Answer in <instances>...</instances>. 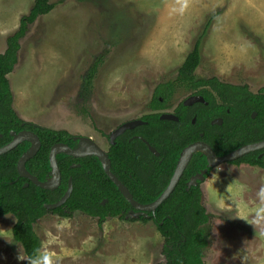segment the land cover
Wrapping results in <instances>:
<instances>
[{"label": "rangeland", "instance_id": "1", "mask_svg": "<svg viewBox=\"0 0 264 264\" xmlns=\"http://www.w3.org/2000/svg\"><path fill=\"white\" fill-rule=\"evenodd\" d=\"M49 2L53 8L27 26L6 75L12 108L23 120L90 137L106 149L108 133L143 115L153 88L176 75L205 25L195 78L264 88V0ZM32 3L0 0V52ZM97 58L87 89L83 75ZM190 93L177 87L173 103ZM200 190L208 215L201 227L204 264H264V169L224 162L210 167ZM14 221L10 213L0 217V264H27L11 235ZM33 229L41 244L36 264L164 261L152 220L109 217L99 225L79 211L47 213Z\"/></svg>", "mask_w": 264, "mask_h": 264}, {"label": "trees", "instance_id": "2", "mask_svg": "<svg viewBox=\"0 0 264 264\" xmlns=\"http://www.w3.org/2000/svg\"><path fill=\"white\" fill-rule=\"evenodd\" d=\"M52 8L49 0H33L28 13L20 17L17 29L5 39L4 51L0 52V147L11 140V131L18 133L29 130L35 133L40 147L26 161L24 169L40 181L50 177V147L54 143H64L74 149L79 147V141L77 135L65 129L40 126L20 118L12 108V94L6 75L17 61L19 40L27 26ZM205 29L206 25L177 68L176 75L153 88L149 106L157 110L165 109L166 100L177 87L189 88L191 93L201 95L207 103H197L193 111L185 116L179 114V109L187 110L189 107L179 103L174 112L177 121L160 119L161 111L142 117L147 123L135 127L133 132L153 145L159 152L158 157L153 156L138 139L126 143L122 142L120 136L109 146L110 170L139 203L148 204L158 197L187 144L202 140L210 145L216 155H223L241 145L264 140V88L252 92L246 84L221 82L216 76L195 78L194 71L200 62V41ZM99 58L83 75L87 89L94 78ZM216 97L219 102H216ZM252 112L255 113L254 118L251 117ZM192 115L196 117L194 123H191ZM216 117L222 118L221 125L210 123ZM134 142L138 148L132 146ZM29 146L28 141H23L0 155V217L10 213L15 218L11 235L21 245L27 264L36 259L41 245L33 224L47 213L71 217L79 211L96 217L99 225L109 217L132 219L129 215L132 209L130 204L105 175L96 157L56 153L60 181L56 188L48 190L32 184L16 170L17 160ZM74 163L79 166L72 167ZM230 163L264 169V148L249 152ZM203 168H207L206 157L194 153L170 195L153 213L136 217L143 222L152 220L163 239L161 252L164 261L154 264H204L203 250L208 241L201 227L207 223L208 215L201 204L200 187L186 188L189 176ZM207 169L206 176L210 171ZM69 177L72 190L67 200L54 209L45 208L44 204L54 203L62 196Z\"/></svg>", "mask_w": 264, "mask_h": 264}, {"label": "water", "instance_id": "3", "mask_svg": "<svg viewBox=\"0 0 264 264\" xmlns=\"http://www.w3.org/2000/svg\"><path fill=\"white\" fill-rule=\"evenodd\" d=\"M196 101L203 102L204 99L200 95H190L184 99L183 104L190 105ZM159 118L174 120V121L177 120V117L170 112L161 113L159 115ZM221 121H222L221 118H216L215 120L212 121V124H219ZM140 123H142L141 120H131L120 124L110 132L109 134L110 141L113 142V139L116 136H118L127 129L133 128L134 126ZM10 135L12 136L11 140L0 147V155L13 149L17 144L23 141H28L30 143V146L28 150L24 152L17 160L16 170L20 176L27 178L32 184L41 187L43 189L52 190L56 188L59 184L60 171L56 161V153L62 152L74 157H81L86 155L95 156L99 160L105 175L116 186L122 197L130 204L132 209L129 210V215L131 218L138 217L140 215L147 216V212H152V213L154 212L156 207L159 204H161L173 191L181 174L183 173V170L185 169L187 163L189 162L192 154L195 152H199L198 148H203L204 150V153L202 152L199 153L203 154L206 157L207 168L219 165L224 162L234 161L249 152L264 148V140H260V141L241 145L223 155H216L212 150V148L210 147V145H208L203 141H194L192 143H189L182 149L177 164L175 166V169L167 185L162 190V192L153 202L148 204H142L133 198L128 188L113 174V172L110 170V162L106 152L101 147H99L90 137L76 136V138L79 141V147L74 149L70 148L68 145L64 143H54L50 147L48 154L49 164L51 167V172H50L51 177H49L45 181H40L34 175L30 174L24 169L26 161L29 160L40 147V141L38 137L36 136L35 133L29 130H21L18 133L11 131ZM142 141L146 143L151 153H153L155 156L159 155L158 151L153 146L148 144L146 140L142 139ZM71 166L75 167V166H79V164H72ZM207 168H204L199 173H196L195 175L191 176L186 183L187 187L196 186L199 183H202L205 179V173L207 171ZM53 177H54V181L50 182V179ZM71 190H72V182H71V177H69L67 188L65 192L62 194V196L54 203L44 204V207L47 209H54L62 205L69 197Z\"/></svg>", "mask_w": 264, "mask_h": 264}, {"label": "flooded vegetation", "instance_id": "4", "mask_svg": "<svg viewBox=\"0 0 264 264\" xmlns=\"http://www.w3.org/2000/svg\"><path fill=\"white\" fill-rule=\"evenodd\" d=\"M173 94H174V92H173ZM173 94L170 96V98L168 99V100H166V102H165V105H166V108L165 109H162V110H157V109H152L150 106H149V102H150V98H151V95H152V92H151V95H150V98H149V100H148V102H147V104H146V109H145V112H144V114L143 115H141V116H139L138 118H134V119H131V120H141L142 121V123H140V124H138V125H136V126H134L133 128H131V129H127V130H125L124 132H122L121 134H119L118 136H116L114 139H113V142H111L110 141V138H109V134H110V132L108 133V135H107V147H106V149H103L105 152H106V154H107V156H108V150H109V146L112 144H114L115 143V139L117 138V137H120L121 136V139H122V142H126V143H129V142H132V141H134L135 139H138V140H140V141H142V139H144L142 136H140L139 134H137V133H134L133 132V130H134V128L135 127H137V126H139V125H144V124H146L147 123V121H145V120H142V117L143 116H146V115H148V114H152V113H155V112H160L161 111V113H164V112H170V113H172V114H174V112H175V109L179 106V103H182L183 104V101H184V99L183 100H181V101H178V102H176V103H173ZM190 95H199V94H195V93H190L189 94V96ZM201 96V95H200ZM188 97V96H187ZM186 97V98H187ZM215 100H218V101H216V102H219V99L216 97L215 98ZM197 103H202V104H206L207 102L204 100L203 102L202 101H196V102H194V103H192V104H190V105H184V106H186V107H189V108H187V110H185L184 108H182V109H179V114L180 115H187L188 113H191L192 111H193V107L197 104ZM169 107H172V110L171 111H169L168 109H169ZM176 116V115H175ZM254 116H255V113L254 112H252V114H251V117L252 118H254ZM177 117V116H176ZM216 118H221V117H216ZM216 118H213L211 121H210V123L212 124V121L213 120H215ZM195 119H196V117H195V115H192L191 116V123H194L195 122ZM222 119V118H221ZM131 120H127V121H131ZM177 120H178V117H177ZM177 120H175V121H177ZM127 121H124V122H127ZM124 122H122V123H124ZM222 122L223 121H221L219 124H216V125H221L222 124ZM121 123V124H122ZM120 125V124H119ZM118 125V126H119ZM128 131H131V132H129V133H127ZM199 135L201 136L202 135V133L200 132L199 133ZM78 136V135H77ZM144 140H146V139H144ZM94 141V140H93ZM147 141V140H146ZM197 141H202V140H197ZM143 142V141H142ZM148 142V141H147ZM194 142V141H193ZM204 142V141H203ZM144 143V142H143ZM192 143V142H191ZM206 143V142H205ZM145 144V146H146V148H147V150L150 152V150L148 149V147H147V145H146V143H144ZM148 144H150L149 142H148ZM151 145V144H150ZM188 145V144H187ZM99 146V145H98ZM132 146L134 147V148H138V144H136V142H134L133 144H132ZM151 146H153V145H151ZM100 147V146H99ZM154 147V146H153ZM140 148V147H139ZM155 148V147H154ZM156 149V148H155ZM138 150H141V149H138ZM140 152V151H139ZM151 153V152H150ZM159 153V152H158ZM196 153V152H195ZM199 153V152H198ZM153 156H155L153 153H151ZM194 154V153H193ZM192 154V155H193ZM93 156V155H92ZM159 156V155H158ZM158 156H155V157H158ZM95 157V156H94ZM108 159H109V157H108ZM109 162H110V160H109ZM74 164H78V163H74ZM188 164V163H187ZM204 169V168H203ZM203 169H199V171H197V172H195L193 175H195L196 173H199L201 170H203ZM210 169V168H209ZM208 170V169H207ZM124 171V170H123ZM206 173H207V171H206ZM206 173H205V178H206ZM182 175V174H181ZM193 175H191V176H193ZM129 176H130V174H129ZM191 176H189V178L191 177ZM171 177V176H170ZM189 178H188V180H189ZM187 180V181H188ZM169 181V180H168ZM187 181H186V183H187ZM200 184L201 183H199L198 185H196V186H199L200 187ZM186 188H189V187H187V184H186ZM104 202V201H103Z\"/></svg>", "mask_w": 264, "mask_h": 264}, {"label": "bare ground", "instance_id": "5", "mask_svg": "<svg viewBox=\"0 0 264 264\" xmlns=\"http://www.w3.org/2000/svg\"><path fill=\"white\" fill-rule=\"evenodd\" d=\"M198 151L204 153L203 148H198ZM53 181H54V177L50 179V182H53Z\"/></svg>", "mask_w": 264, "mask_h": 264}, {"label": "clouds", "instance_id": "6", "mask_svg": "<svg viewBox=\"0 0 264 264\" xmlns=\"http://www.w3.org/2000/svg\"><path fill=\"white\" fill-rule=\"evenodd\" d=\"M31 264H36V262L35 261H32Z\"/></svg>", "mask_w": 264, "mask_h": 264}, {"label": "crops", "instance_id": "7", "mask_svg": "<svg viewBox=\"0 0 264 264\" xmlns=\"http://www.w3.org/2000/svg\"><path fill=\"white\" fill-rule=\"evenodd\" d=\"M4 49H5V47H4ZM4 49H3V51H4ZM3 51H2V52H3ZM6 77H7V76H6ZM8 83H9V82H8Z\"/></svg>", "mask_w": 264, "mask_h": 264}]
</instances>
